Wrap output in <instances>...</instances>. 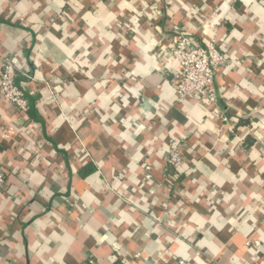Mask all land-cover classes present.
<instances>
[{
  "label": "crops",
  "instance_id": "0c3cea01",
  "mask_svg": "<svg viewBox=\"0 0 264 264\" xmlns=\"http://www.w3.org/2000/svg\"><path fill=\"white\" fill-rule=\"evenodd\" d=\"M178 29L228 60L215 103L178 100ZM3 57L0 264H264V0H0Z\"/></svg>",
  "mask_w": 264,
  "mask_h": 264
},
{
  "label": "built area",
  "instance_id": "2783aa9c",
  "mask_svg": "<svg viewBox=\"0 0 264 264\" xmlns=\"http://www.w3.org/2000/svg\"><path fill=\"white\" fill-rule=\"evenodd\" d=\"M229 64L222 53L216 39L199 42L185 29L175 32L170 48L165 53V66L172 70L175 92L178 100L199 97L215 103L218 92L215 87L217 72ZM0 98L10 107H14L22 115L29 111L28 100L22 89L16 83V68L10 57L2 58L0 73ZM228 122L226 117L222 118ZM183 156L177 150L169 153L168 165L173 174L181 167ZM150 167L146 168L149 172ZM171 173V175H173ZM147 174L146 179L150 180ZM7 174L0 167V192L4 190ZM255 247L259 243L253 244ZM251 246V243H248ZM85 264H100L93 258H88ZM181 264H184L181 262Z\"/></svg>",
  "mask_w": 264,
  "mask_h": 264
},
{
  "label": "trees",
  "instance_id": "16d2710c",
  "mask_svg": "<svg viewBox=\"0 0 264 264\" xmlns=\"http://www.w3.org/2000/svg\"><path fill=\"white\" fill-rule=\"evenodd\" d=\"M94 169L93 168H88V169H84L83 171H82V175L83 176H87L88 174H90V172L91 171H93Z\"/></svg>",
  "mask_w": 264,
  "mask_h": 264
}]
</instances>
